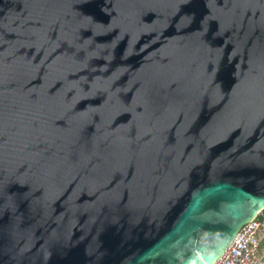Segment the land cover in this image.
<instances>
[{"label":"water","instance_id":"1","mask_svg":"<svg viewBox=\"0 0 264 264\" xmlns=\"http://www.w3.org/2000/svg\"><path fill=\"white\" fill-rule=\"evenodd\" d=\"M264 210V0H0V264H215Z\"/></svg>","mask_w":264,"mask_h":264},{"label":"built area","instance_id":"2","mask_svg":"<svg viewBox=\"0 0 264 264\" xmlns=\"http://www.w3.org/2000/svg\"><path fill=\"white\" fill-rule=\"evenodd\" d=\"M264 210L246 223L215 264H264L261 256Z\"/></svg>","mask_w":264,"mask_h":264},{"label":"rangeland","instance_id":"3","mask_svg":"<svg viewBox=\"0 0 264 264\" xmlns=\"http://www.w3.org/2000/svg\"><path fill=\"white\" fill-rule=\"evenodd\" d=\"M264 228V227H263ZM262 251H261V256L263 257L264 259V233L262 234Z\"/></svg>","mask_w":264,"mask_h":264}]
</instances>
